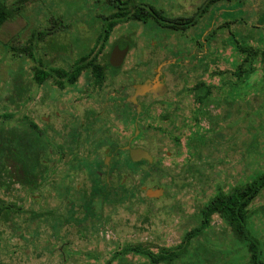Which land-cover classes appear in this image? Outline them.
Wrapping results in <instances>:
<instances>
[{
	"label": "rangeland",
	"instance_id": "374dc122",
	"mask_svg": "<svg viewBox=\"0 0 264 264\" xmlns=\"http://www.w3.org/2000/svg\"><path fill=\"white\" fill-rule=\"evenodd\" d=\"M113 1L4 0L20 13L0 26V144L39 127L49 154L30 184L0 187L14 210L0 223V264H102L125 242L178 245L217 192L264 174V0ZM123 41L122 64L108 68ZM16 73L29 86L21 102L10 99ZM158 75L165 93L144 94ZM85 110L99 116L84 123ZM247 208L264 263V188ZM248 259L213 213L172 264Z\"/></svg>",
	"mask_w": 264,
	"mask_h": 264
},
{
	"label": "trees",
	"instance_id": "16d2710c",
	"mask_svg": "<svg viewBox=\"0 0 264 264\" xmlns=\"http://www.w3.org/2000/svg\"><path fill=\"white\" fill-rule=\"evenodd\" d=\"M110 2H114L110 0ZM123 4V3H122ZM20 13V7H8L4 0H0V26L8 19ZM51 47L55 45L50 43ZM118 46H131L128 41L118 42ZM239 51L241 48L239 46ZM256 50L248 49L247 75L254 70L253 61L256 59ZM107 59V67L113 68L108 61V53L103 57ZM82 58L70 66L78 68L83 64ZM72 73V72H71ZM75 76L76 73H72ZM36 82H38L35 79ZM29 92V86L23 83L21 74L16 73L13 80V93L10 95L12 102H21ZM6 147L0 144V187H10L13 183L28 185L32 182L34 174L40 165H44L43 155L39 151V147H44V143L40 141L34 129H11L7 133ZM7 155L12 159L11 168H7L2 162V158ZM264 188V174H260L254 180L242 185V187H234L229 192H217L201 210V222L198 226L186 232L178 245L171 247H160L156 252L141 243L125 242L118 249L111 253V256L102 264H112L114 261L118 264H132L127 259V255L133 254L142 257L144 261L139 264H172L181 256L189 254V247L193 238L198 236L209 224V216L217 214L232 229L234 237L245 243L249 253L248 264H264L260 258L261 251L259 242L248 227V220L251 213L247 206L253 198ZM88 197V196H87ZM14 212L10 206H6L0 199V223L10 219V215ZM100 264V263H95Z\"/></svg>",
	"mask_w": 264,
	"mask_h": 264
},
{
	"label": "flooded vegetation",
	"instance_id": "af4514ba",
	"mask_svg": "<svg viewBox=\"0 0 264 264\" xmlns=\"http://www.w3.org/2000/svg\"><path fill=\"white\" fill-rule=\"evenodd\" d=\"M117 45V43L114 45V46H116ZM114 46L110 49V51H109V53H108V61H109V58H110V54H111V52H112V50H113V48H114ZM119 48L120 49H122V48H124V46H122V47H120L119 46ZM128 48H129V46H128ZM105 57V56H104ZM110 64V63H109ZM111 65V64H110ZM112 66V65H111ZM113 67H115V66H113ZM120 67V65L119 66H117L116 68H119ZM109 68V67H108ZM146 90H145V92H144V94H147V93H151V97H155L156 95H163L164 93H165V85H164V82H163V79L161 78V77H159V75L158 76H155V77H153V79H152V81H150L149 83H147L146 84ZM93 87V89H92V92L95 90V92L98 94V90H99V86H97V85H93L92 86ZM63 89V88H62ZM98 89V90H97ZM149 93V94H150ZM83 110V109H82ZM56 114H58V113H56ZM69 115H72V113L71 114H69ZM68 115V116H69ZM99 116V114H97V113H95L93 110H85L84 111V113H83V122L84 123H91V121L92 122H94V120L97 118ZM49 131H51L52 133H54L55 134V128H54V126L51 124V125H49ZM34 131H35V133L37 134V136H38V138L40 139V141L42 142V143H44V147H39V151L42 153V154H44L43 155V158H42V161H43V164L44 165H40L39 166V168L36 170V172H35V174L39 171V169H41L43 166H45L46 165V158H47V156H48V147H47V144H46V141H45V137H44V133H43V131L38 127V128H34ZM106 159V158H105ZM108 161H109V159H108ZM35 174H34V176H35ZM109 176H107V178H106V180H105V183L107 184V186H110V182H109V178H108ZM98 191H99V193H100V195H103L104 194V190H101V189H99L98 188ZM82 192H83V195L84 196H88V194L85 192V189H82Z\"/></svg>",
	"mask_w": 264,
	"mask_h": 264
},
{
	"label": "water",
	"instance_id": "95a60500",
	"mask_svg": "<svg viewBox=\"0 0 264 264\" xmlns=\"http://www.w3.org/2000/svg\"><path fill=\"white\" fill-rule=\"evenodd\" d=\"M127 50H128V46H125L122 49H120L118 45L114 46L110 54L109 63L115 67L121 65L126 55ZM130 155L133 159L146 156L145 153H140L138 150H131Z\"/></svg>",
	"mask_w": 264,
	"mask_h": 264
}]
</instances>
